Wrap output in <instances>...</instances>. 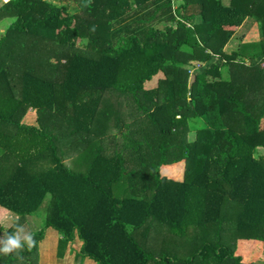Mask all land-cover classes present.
<instances>
[{"label":"trees","instance_id":"16d2710c","mask_svg":"<svg viewBox=\"0 0 264 264\" xmlns=\"http://www.w3.org/2000/svg\"><path fill=\"white\" fill-rule=\"evenodd\" d=\"M73 1L0 5V247L48 201L0 264H38L49 229L81 242L65 264H262L236 247L264 243V0Z\"/></svg>","mask_w":264,"mask_h":264},{"label":"rangeland","instance_id":"374dc122","mask_svg":"<svg viewBox=\"0 0 264 264\" xmlns=\"http://www.w3.org/2000/svg\"><path fill=\"white\" fill-rule=\"evenodd\" d=\"M51 1L53 3H56V4L66 3L64 5L71 14H73L79 10L78 6L76 5L75 1H73V0H51ZM223 1L224 2L228 1V3H229V0H223ZM3 2H5V0H0V5ZM252 24H253V21H252V19H250L248 21H245L236 30V32L233 34V36L230 38V40L228 41V43L224 47V51L226 53H230L232 51H238V50L240 52H242L244 50H246V51L250 50V47L248 45L244 46V47H242V46L244 44H249V43L251 44V43L258 41V39L255 41H252L253 38H257V36H258V34H257L258 29L256 27L254 30V28L252 27ZM3 32H4V27L0 23V35ZM77 43H80V39L77 40ZM247 54H249V53H247ZM62 61H63V59H62ZM156 79L157 78H154V79H152V81L146 82L144 84L145 87L151 88L154 85H156ZM119 100H118V102H119ZM133 108L134 107L131 108V112L132 111L134 112ZM30 114H31V110L29 111L27 120L29 122H34V118ZM122 115H124V114L121 113V116ZM25 121H26V119H25ZM116 133H119V131H116ZM193 137H194L193 132H189L188 139L191 140V139H193ZM120 138L121 137L119 136V140L121 141ZM110 139H111L110 136L104 137V140H106V144L108 142H110ZM74 154L71 153V154L65 156L66 161L68 163L70 162V160H72V157ZM170 170H171V172L177 173L176 170H174L172 168H166V171H170ZM47 202H48L47 199L44 200V202L40 206V209L37 211V213H35L33 215L26 216L24 218V220L22 221V223L18 226L16 233H19L23 237L25 234H29L30 232H37L40 229V227L42 226L44 216L46 215L45 212H46ZM17 219H18V216H16L15 214L5 213L2 215L0 222H1V225L3 226V228H9L15 224ZM49 232L51 234H53V236H55V239L53 240L54 243L52 244V240H49V238H47L46 242H48V243L45 245H41L42 247L40 248V251H41L40 256H42V258H40V261L38 264H63V263L65 264V260L70 259L71 254H79V253L73 251V250H77V248L81 246V242L78 239H74L70 242L67 241L64 245H62L60 243V248L63 250L60 253L58 250L59 247H58V243H57L58 238H59V234L56 231H54L53 229H49ZM238 241L240 243V246L237 245L236 248H237V250L242 252L244 259L264 264V243L254 242L255 244L250 245L248 242H246L244 240H238ZM252 242L253 241H251V243ZM70 248L72 250H70ZM50 250H51V254H50ZM57 253L62 254L61 256H59L60 259H55V257L58 256ZM76 261L74 264H76ZM79 264H86V263H84V261H80ZM92 264H94V263H92Z\"/></svg>","mask_w":264,"mask_h":264},{"label":"crops","instance_id":"0c3cea01","mask_svg":"<svg viewBox=\"0 0 264 264\" xmlns=\"http://www.w3.org/2000/svg\"><path fill=\"white\" fill-rule=\"evenodd\" d=\"M225 3H228V1L225 2ZM250 19H252V18L248 17V18H246V19L244 20V22H245V21H248V20H250ZM252 21H253L252 27L254 28V30H255L256 27H257V29H258L257 23H256L253 19H252ZM244 22H243V23H244ZM243 23H242V24H243ZM242 24H241V25H242ZM257 34H258V31H257ZM258 38H259V36H257V38H253L252 41L257 40ZM64 161H66V158H64ZM166 168H172V169L176 170L177 173L171 172V170H170V171H166ZM163 170H164V172H166V173H170V174H173V175H175V176H180V175H181L180 171H179L178 168H176L175 166H170V167L167 166V167H165ZM9 213H11V214H15V213H13V212H11V211H8V212H7V214H9ZM15 215H16V214H15ZM16 216H17V215H16ZM0 219H1V217H0ZM0 221H1V220H0ZM0 223H1V222H0ZM151 226H152V223H151V222H148V223H147L145 226H143L142 228H140V229L138 228L139 230H141V231L137 232V236H138V238H139L140 244H146V245L154 244L155 246L160 247L161 244H163L161 240H158V239L155 238L153 235L150 236L148 233L145 234V233L142 232V230H145V229L151 228ZM59 237H60V236H59ZM54 239H55V237L53 236V234H49V240H52V243H54V241H53ZM58 240H59V238H58ZM155 240H157V241L155 242ZM239 240H244V239H239ZM151 241H154V243H152ZM244 241L248 242L250 245L252 244L250 240H249V241L244 240ZM47 243H48V242H46V244H47ZM237 245L240 246L239 241H238ZM52 246H53V245H52ZM48 248H49V247H48ZM156 249H157V248H156ZM70 250H72V249L70 248ZM73 251L76 252V250H73ZM156 252H158V250H157ZM50 254H51V250H50ZM50 256H51V255H50ZM85 259H86V260H85ZM85 259H83V261H84V263H86V264H92V263L96 264L95 262L91 261V260L88 259V258H85Z\"/></svg>","mask_w":264,"mask_h":264},{"label":"clouds","instance_id":"9594fccd","mask_svg":"<svg viewBox=\"0 0 264 264\" xmlns=\"http://www.w3.org/2000/svg\"><path fill=\"white\" fill-rule=\"evenodd\" d=\"M22 240L27 242L29 246L33 243L31 235L25 234L23 237L17 233L15 235H9L3 240V246L0 247V252L7 254L12 252L14 249L22 247Z\"/></svg>","mask_w":264,"mask_h":264},{"label":"water","instance_id":"95a60500","mask_svg":"<svg viewBox=\"0 0 264 264\" xmlns=\"http://www.w3.org/2000/svg\"><path fill=\"white\" fill-rule=\"evenodd\" d=\"M6 1V0H5Z\"/></svg>","mask_w":264,"mask_h":264}]
</instances>
